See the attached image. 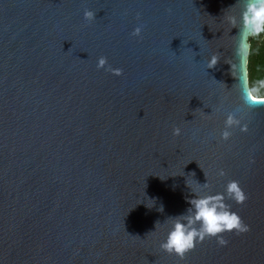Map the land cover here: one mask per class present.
I'll list each match as a JSON object with an SVG mask.
<instances>
[{"label":"water","instance_id":"water-1","mask_svg":"<svg viewBox=\"0 0 264 264\" xmlns=\"http://www.w3.org/2000/svg\"><path fill=\"white\" fill-rule=\"evenodd\" d=\"M236 3L0 0V264H264V106L220 138L249 79ZM206 180L239 181L250 230L167 254Z\"/></svg>","mask_w":264,"mask_h":264},{"label":"clouds","instance_id":"clouds-1","mask_svg":"<svg viewBox=\"0 0 264 264\" xmlns=\"http://www.w3.org/2000/svg\"><path fill=\"white\" fill-rule=\"evenodd\" d=\"M239 9V15H228L225 17L233 28L239 30L240 35H247L252 39L264 37V0H237V3L231 9ZM139 19V17H137ZM84 19L92 22L96 19V13L84 11ZM142 26L136 27L131 33L133 37H140ZM243 52L242 47H238L236 55L239 57ZM220 62V53L213 54L207 60V69H213ZM97 69H105L114 76H121L122 69H113L108 66L105 57L98 59ZM235 78V77H234ZM236 79V78H235ZM242 106L229 112L224 121V130L220 138L227 141L232 136V129L239 128L242 132H247V124L243 123L245 109L253 110L258 106H264V78L253 80L251 73L247 86L241 89ZM197 111H201L197 109ZM181 129H173V135L179 136ZM219 176L224 177L226 173L219 171ZM194 175V174H193ZM191 189L194 198L187 202L190 207L186 214L174 218H168L165 223L171 221V228L167 233L166 240L160 244L162 251L170 255H176L181 259L198 243L206 239H216L221 246H226L228 241L224 238L225 233L235 232L237 235L247 233L250 228L241 217L231 209L226 201H234L238 205H243L248 199L247 195L240 187L239 181L229 180L223 192L212 194V185L206 180V183ZM189 187V185L187 184ZM190 188V187H189ZM163 212V208H160ZM160 225L156 223V228ZM139 238V237H136Z\"/></svg>","mask_w":264,"mask_h":264},{"label":"trees","instance_id":"trees-1","mask_svg":"<svg viewBox=\"0 0 264 264\" xmlns=\"http://www.w3.org/2000/svg\"><path fill=\"white\" fill-rule=\"evenodd\" d=\"M249 41L248 75L251 73L253 80L264 78V37Z\"/></svg>","mask_w":264,"mask_h":264}]
</instances>
